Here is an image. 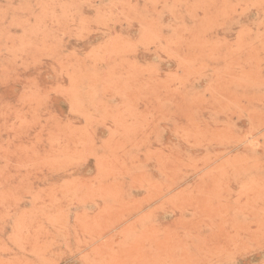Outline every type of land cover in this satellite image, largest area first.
Segmentation results:
<instances>
[{"label":"rangeland","instance_id":"rangeland-1","mask_svg":"<svg viewBox=\"0 0 264 264\" xmlns=\"http://www.w3.org/2000/svg\"><path fill=\"white\" fill-rule=\"evenodd\" d=\"M0 264H264V0H0Z\"/></svg>","mask_w":264,"mask_h":264}]
</instances>
